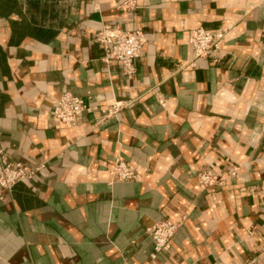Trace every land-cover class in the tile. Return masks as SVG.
<instances>
[{"label":"crops","instance_id":"1","mask_svg":"<svg viewBox=\"0 0 264 264\" xmlns=\"http://www.w3.org/2000/svg\"><path fill=\"white\" fill-rule=\"evenodd\" d=\"M123 1L0 0V146L44 164L0 199V264H264V0ZM105 23L146 33L132 74L103 60ZM199 26L227 31L192 65ZM66 91L98 109L62 123ZM184 215L154 257V223Z\"/></svg>","mask_w":264,"mask_h":264},{"label":"built area","instance_id":"2","mask_svg":"<svg viewBox=\"0 0 264 264\" xmlns=\"http://www.w3.org/2000/svg\"><path fill=\"white\" fill-rule=\"evenodd\" d=\"M120 6L127 11H133L138 6V0H124ZM226 31V29L213 31L202 26L192 29L189 43L194 52V59L191 60V64L195 65V60L199 57L219 52ZM97 39L104 50L103 60L106 63L118 60L128 75L135 71V61L141 55L143 47L148 41L146 33L140 29L129 31L125 30L120 24L111 23H105L99 28ZM122 107L121 102H116L109 108H102L99 119L103 121L110 117H117ZM96 109H98V106L87 104L83 98L66 91L53 106L52 114L62 123L75 125L85 111L93 112ZM43 167L44 164L28 169L21 161L10 160L4 148L0 146V199L4 198L5 192H11L17 182L32 179L35 173ZM113 172L114 176L121 181L138 177L137 168L122 157L116 158L114 161ZM222 177V172L212 170L199 172L197 175L198 187L205 190L217 186ZM262 190H264V187H262ZM186 218V215L177 220L161 218L154 223L151 229L155 244L152 253L154 257L157 253L170 248L172 239L178 228L184 224ZM249 264L259 263L256 258H253Z\"/></svg>","mask_w":264,"mask_h":264}]
</instances>
